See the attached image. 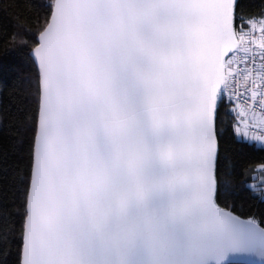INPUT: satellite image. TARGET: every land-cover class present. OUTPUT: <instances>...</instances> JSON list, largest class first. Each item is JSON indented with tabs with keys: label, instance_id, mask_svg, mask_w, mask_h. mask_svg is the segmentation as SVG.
<instances>
[{
	"label": "snow or ice",
	"instance_id": "1",
	"mask_svg": "<svg viewBox=\"0 0 264 264\" xmlns=\"http://www.w3.org/2000/svg\"><path fill=\"white\" fill-rule=\"evenodd\" d=\"M27 6L0 264H264V0Z\"/></svg>",
	"mask_w": 264,
	"mask_h": 264
},
{
	"label": "trees",
	"instance_id": "2",
	"mask_svg": "<svg viewBox=\"0 0 264 264\" xmlns=\"http://www.w3.org/2000/svg\"><path fill=\"white\" fill-rule=\"evenodd\" d=\"M4 2L11 4L12 7L7 12L0 7V34L5 31L6 26L8 31L11 32L15 30L14 26L16 24H26L28 22L27 17L31 15V10L27 6L28 0H4ZM251 2L258 5L261 3V0H251ZM28 71V67L19 57L13 55L5 57L3 55V45L0 44V89L3 90L0 91V122L3 124L10 122V114L6 115L5 110H14V107L10 108V106H22L24 103L22 88H18L16 90L17 95L13 97L10 90L4 86L11 84L18 77L23 78L27 75ZM223 147L231 150L235 146L228 142ZM228 154H230V151ZM20 156L21 153L17 152L14 148L12 132L0 127V177L3 176L5 165L11 168L17 162H23L20 160ZM12 198L11 190L5 183L0 182V208H3L5 203H8L9 210L14 211L15 209L11 208ZM236 202L238 205H244L245 208L250 203L244 199L243 194L240 195Z\"/></svg>",
	"mask_w": 264,
	"mask_h": 264
}]
</instances>
